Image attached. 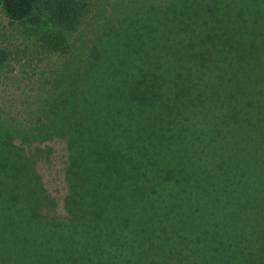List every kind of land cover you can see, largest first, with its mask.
I'll list each match as a JSON object with an SVG mask.
<instances>
[{"label": "trees", "instance_id": "obj_1", "mask_svg": "<svg viewBox=\"0 0 264 264\" xmlns=\"http://www.w3.org/2000/svg\"><path fill=\"white\" fill-rule=\"evenodd\" d=\"M190 2L0 0L65 55L33 109L0 106V264H264V77L232 79L243 34L217 45ZM50 141L65 154L60 213L41 180Z\"/></svg>", "mask_w": 264, "mask_h": 264}, {"label": "rangeland", "instance_id": "obj_2", "mask_svg": "<svg viewBox=\"0 0 264 264\" xmlns=\"http://www.w3.org/2000/svg\"><path fill=\"white\" fill-rule=\"evenodd\" d=\"M106 1L109 0H97V5L100 3L102 5V2ZM187 7L198 13V18L208 15L210 25L212 24L217 30V32H214L215 39L220 40V44L217 45H227L230 41H239L241 34H243L244 39L242 42L245 45L246 52L241 56V60H238L240 70L235 73L233 69H229V75L235 80L240 77L247 82L252 80L261 81L264 73L254 63L261 62L264 59V0H195L194 4L190 2ZM105 8L108 9V7ZM91 12L92 19L88 17L86 21L89 22L86 23L89 25L93 19L102 15V9H93ZM37 13H39V10L36 9L34 14L37 15ZM239 13L242 21L240 24L235 20ZM230 19H234L236 30H223L230 27L228 24ZM202 27L204 25L200 22L199 29L202 30ZM34 31H37V33ZM45 31L46 27L40 26V24L34 27L29 23H13L5 17L0 7V46L5 51V59L0 68V106L11 114L33 109L36 97L40 98V95L49 94L48 89L51 86L49 88L48 86L52 84V76L56 74L63 62V56L65 57V55L58 56L52 54V52L48 53L41 48L39 49L36 39ZM173 33L172 30L167 34L154 33L149 38L147 45H171L167 41L165 42L163 38ZM83 35L85 33L82 29L75 30V32L68 34L66 40L70 45L73 43L78 45ZM201 36L205 37L202 33ZM32 45L37 46L33 48ZM237 47L238 49L231 51V55L229 51L224 49L229 56L234 55L232 58H236L237 51L240 50L239 45ZM222 50L223 47H216L215 54L220 57ZM163 53L164 51L159 54L162 63L165 65H172L176 60H180L178 54L168 55ZM223 54L225 55L224 51ZM222 61L229 66L231 59L225 56ZM47 144L50 149L44 152L46 154L42 155L41 160H39L42 163L40 166L41 180L53 202H55V205H53L55 211L60 213L61 198L63 196L61 170L65 162V154L59 141H50Z\"/></svg>", "mask_w": 264, "mask_h": 264}]
</instances>
